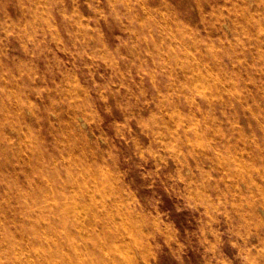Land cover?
Here are the masks:
<instances>
[{"label": "rangeland", "instance_id": "rangeland-1", "mask_svg": "<svg viewBox=\"0 0 264 264\" xmlns=\"http://www.w3.org/2000/svg\"><path fill=\"white\" fill-rule=\"evenodd\" d=\"M0 264H264V0H0Z\"/></svg>", "mask_w": 264, "mask_h": 264}, {"label": "bare ground", "instance_id": "bare-ground-1", "mask_svg": "<svg viewBox=\"0 0 264 264\" xmlns=\"http://www.w3.org/2000/svg\"><path fill=\"white\" fill-rule=\"evenodd\" d=\"M193 71V70H192ZM214 76V75H213ZM71 93V92H70ZM96 110V109H95ZM162 113V112H161ZM70 117V116H69ZM231 156V155H230ZM53 196V195H52Z\"/></svg>", "mask_w": 264, "mask_h": 264}]
</instances>
